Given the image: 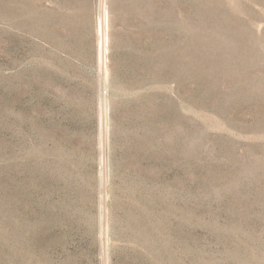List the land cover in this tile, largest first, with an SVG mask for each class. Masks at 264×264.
<instances>
[{
  "label": "rangeland",
  "instance_id": "374dc122",
  "mask_svg": "<svg viewBox=\"0 0 264 264\" xmlns=\"http://www.w3.org/2000/svg\"><path fill=\"white\" fill-rule=\"evenodd\" d=\"M102 1L0 0V264H264V0H107L109 250Z\"/></svg>",
  "mask_w": 264,
  "mask_h": 264
},
{
  "label": "bare ground",
  "instance_id": "6f19581e",
  "mask_svg": "<svg viewBox=\"0 0 264 264\" xmlns=\"http://www.w3.org/2000/svg\"><path fill=\"white\" fill-rule=\"evenodd\" d=\"M107 0L102 1V23H101V47H100V127H101V166H102V245L103 248L109 250V183L107 180L108 173V125H107V106H108V70H107V55L105 48V21L107 20ZM109 112V111H108ZM109 115V114H108ZM105 250V249H104ZM108 255V251H107ZM106 261V260H105ZM107 262V261H106Z\"/></svg>",
  "mask_w": 264,
  "mask_h": 264
}]
</instances>
